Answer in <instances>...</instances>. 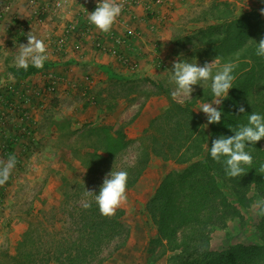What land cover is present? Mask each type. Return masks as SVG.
<instances>
[{
  "label": "trees",
  "instance_id": "obj_1",
  "mask_svg": "<svg viewBox=\"0 0 264 264\" xmlns=\"http://www.w3.org/2000/svg\"><path fill=\"white\" fill-rule=\"evenodd\" d=\"M263 23L262 16L256 15L254 28ZM255 50L251 52V56L254 53L255 64L248 72L250 62L244 57L238 58L240 64L235 66L233 73L235 81L242 73H246L248 82L264 78V57L257 56ZM41 69L30 65L27 70L10 67L9 71L15 78L25 79ZM201 101L210 102L208 98ZM241 101L231 97L223 101L219 108L223 113L221 122L215 124L207 149L201 145L198 149L193 146L201 125L200 118L192 109L196 102H187V106L173 104L153 120L143 136L148 140L143 156L136 159L133 165L124 164L120 168L114 162L130 146L123 128L114 131V127L103 125L75 130L73 134L90 140L78 148L81 158L88 160L81 161L82 178L73 181L63 179L62 198L57 206L54 204L51 208L52 215L49 217L44 213V221L29 224L20 235L15 254L5 253L0 264H105L126 245L129 230L123 222V212L111 217L102 215L94 197L86 198L91 207L84 208L83 194L87 189L99 194L106 174L113 170L114 165L116 170L127 171V189L132 187L145 170L151 155L178 164H190L197 158H201V162L190 170L168 174L149 201L147 213L157 226V235L148 242L149 262L172 254L169 259H180L181 264H244L262 247L239 244L221 252L211 251L206 238L209 227L221 225L225 218L235 216L240 208H251L252 189L264 198V173L258 171L264 164V138L255 145H248L246 150L252 155L253 163L251 166L244 165L246 174L241 177L227 176L224 165L213 160L209 151L214 139L221 135H234L231 129L246 124L247 116L254 111L264 115V96L250 105ZM240 105L244 106V113L238 111ZM204 134L207 136L206 132ZM97 158L99 162H89ZM227 183L236 206L221 190V185ZM177 251L180 254H176Z\"/></svg>",
  "mask_w": 264,
  "mask_h": 264
},
{
  "label": "rangeland",
  "instance_id": "obj_2",
  "mask_svg": "<svg viewBox=\"0 0 264 264\" xmlns=\"http://www.w3.org/2000/svg\"><path fill=\"white\" fill-rule=\"evenodd\" d=\"M199 1L200 3L194 4L193 9L188 14L187 22H190L188 28L186 22L184 25L178 24L175 29L176 41L173 49L176 55L179 56L178 59H186L193 63L198 61L199 65L203 66L205 62H212L218 58L217 68H219L226 62L233 63L234 59L237 61L233 64L238 66L240 64L238 58L244 57L250 62L248 63L247 72L250 71L252 65L255 64L253 60L254 53L251 56V52L256 48L260 39L264 37V23L254 28L256 15H261L264 20V15L260 11L264 9V0ZM40 8L37 10L38 13H41L39 12ZM173 62L169 63L168 67L164 69L165 71L163 70L164 73L159 79L155 81L147 78L131 80V85H127V88L118 91L120 96L126 99L124 103H128V105L117 118L114 131L120 128L125 129L127 124L136 117L147 98L162 94L167 98L168 109L173 104L187 106V102H196L192 109L200 118L201 125L195 134L196 139L193 146L198 149L201 145L207 149L215 124H208L206 115L202 111H197V109L204 103L201 101L203 98H208L210 102L214 99L211 92V81L207 83L202 81L203 86H193L194 91L191 98L173 99L171 92L175 85L170 83ZM244 79L245 81H243ZM248 80L246 79V73L238 75L237 81L233 83V88L229 90L226 99L231 97L235 100H243L241 102L250 105L256 99L263 97L264 78L254 82H248ZM6 87L9 86L0 85V94ZM54 123H56L57 135L49 141L53 147L46 151L43 149V134L50 135L54 130ZM71 125V120L65 116H62L60 121L53 120L52 112L43 117L39 129L33 128L28 119L11 118L9 120L7 141L10 140L11 142L10 154L16 156L17 164L9 181L0 186V239L2 242L0 245V259L5 253L13 255L16 252V244L19 240L16 244H13V240L11 241L8 238L12 230L16 232L20 230L23 233L29 224H37L40 220L44 221V213H47L49 217L52 215L51 208L54 204L57 206L62 198L61 185L64 178L69 181L82 178L83 166L81 161L88 162V160L85 157L81 158L82 155L78 148L83 142L90 140L81 137L80 134H73V132L84 127H92L93 124L85 123L75 128H72ZM103 125H108V123L97 124L96 126ZM24 128L25 130H23ZM37 130L38 134H36ZM205 132L207 136H205ZM129 141V148L114 162L118 168L124 164L133 165L136 159L143 156V148L148 145V140L142 137L130 139ZM262 149L264 151V142L262 143ZM59 150L64 152L63 159L58 154ZM69 156H75L76 158L71 159ZM7 157L2 156L0 159H7ZM160 158L166 161L162 157ZM98 160V158L97 160L90 159L89 162L93 163L95 161L97 163ZM57 162H60L59 166H57ZM200 162L201 158L194 159L190 164H178L170 161L171 171L184 172L198 167ZM161 164V174L165 175L170 167L169 165L164 166L162 161ZM157 165L158 163L153 164L154 167ZM50 177L57 179L58 185L56 187L47 184ZM221 190L229 198V201L236 206L237 203L230 192L229 183L221 185ZM250 196L253 197L252 204L262 198L254 189L251 190ZM149 199L137 200L132 192H127V201L117 209L116 213L123 212V221L129 230V238L121 252L105 264L182 263L180 259L171 261L169 258L172 254L159 256L156 262H149L148 242L157 235V226L147 213ZM21 225L25 226L23 230H21ZM206 238L210 250L218 252L228 250L239 244L243 246L259 245L262 247L261 251L252 254L251 258L245 261L244 264H264V216L255 215L251 208L247 210L240 208L235 216L225 218L221 225L209 227ZM143 252L145 255H143ZM176 254H180V251H177ZM188 256L190 255H186V257Z\"/></svg>",
  "mask_w": 264,
  "mask_h": 264
},
{
  "label": "crops",
  "instance_id": "obj_3",
  "mask_svg": "<svg viewBox=\"0 0 264 264\" xmlns=\"http://www.w3.org/2000/svg\"><path fill=\"white\" fill-rule=\"evenodd\" d=\"M92 1L67 0L56 12L48 11L51 0L5 2L6 10L0 19V85L11 86L16 93L32 99L26 106L33 128L39 129L43 117L51 112L55 121L62 120V116L69 118L72 128L85 123L93 126L108 123L114 127L128 105L118 91L131 85V80L159 79L169 63L178 60L173 49L175 29L187 22L194 4L200 3L199 0H168L165 5H156L153 0H137L121 13L112 30L104 33L88 21L89 12L93 11ZM40 7L45 13L37 12ZM70 24L76 26L72 32L67 31ZM189 25L187 22V28ZM32 30L44 39L49 59L41 71L17 79L8 68L16 67L17 50L20 44L28 43L27 33ZM124 36L130 40L127 47H122L130 58L129 65H124L117 56L120 47L116 38ZM60 40H63V50L58 49ZM168 107L167 98L162 94L147 98L136 117L123 129L128 140L143 138L153 120ZM53 125L50 135L43 134L46 151L53 147L49 141L57 135L56 123ZM58 154L63 159L64 152L59 150ZM161 161L170 167L165 175L161 174ZM57 163L59 166L60 162ZM154 163L158 165L154 167ZM171 170L170 161L151 155L137 183L127 192H132L137 200L150 198V201ZM47 184L56 187L58 181L50 177ZM24 228L21 225V230ZM21 233L12 230L8 238L16 244Z\"/></svg>",
  "mask_w": 264,
  "mask_h": 264
},
{
  "label": "clouds",
  "instance_id": "obj_4",
  "mask_svg": "<svg viewBox=\"0 0 264 264\" xmlns=\"http://www.w3.org/2000/svg\"><path fill=\"white\" fill-rule=\"evenodd\" d=\"M125 3L126 0H98L95 10L89 12L88 21L98 30L108 33L120 17ZM260 11L264 15V9ZM27 40V44H20L14 57L16 67L24 70H27L30 65L42 68L49 59L44 39L32 30L27 33ZM255 51L257 56L264 57V37L257 43ZM217 65L218 58L212 62H205L203 66H200L198 61L193 63L186 59H178L173 62L171 69L170 83L175 85L171 92L173 99L191 98L193 86H203L202 81L205 83L211 81L214 99L201 104L197 109L206 115L208 124L221 122L223 113L219 106L228 97L229 90L233 88L236 79L233 74L235 70L233 63L226 62L219 68ZM238 111L244 113L246 110L243 105H240ZM231 130L234 135H221L214 139L209 151L213 160L224 165L226 175L236 178L246 174L244 165L251 166L253 163V157L246 149L249 148L250 143L255 145L264 138V115L254 111L247 116L246 124H240ZM16 164L17 158L14 154H9L7 159H0V186L9 181ZM258 171L264 173V164ZM127 181V171L116 170L114 165L113 170L106 174L99 194L88 189L85 191L83 207H91V202L86 198L94 197L102 215L114 216L117 209L127 201ZM251 210L255 215L264 216V198L256 200L251 205Z\"/></svg>",
  "mask_w": 264,
  "mask_h": 264
},
{
  "label": "built area",
  "instance_id": "obj_5",
  "mask_svg": "<svg viewBox=\"0 0 264 264\" xmlns=\"http://www.w3.org/2000/svg\"><path fill=\"white\" fill-rule=\"evenodd\" d=\"M67 0H51V6L48 11H58ZM137 0H126L123 11H126L129 6L135 3ZM6 0H0V19L3 16L4 11L6 10ZM93 11L97 7L98 0L92 1ZM156 5H165L168 3V0H153ZM39 9V8H38ZM47 9V8H46ZM122 11V12H123ZM41 13H45V10H41ZM118 17L117 20H119ZM121 24H124V21H121ZM76 29L74 24H70L67 27V31L72 32ZM130 43L129 38L120 37L116 38V44L120 47L119 52L117 53L118 59L124 65L130 64V58H128L127 53L122 49L123 46L127 47ZM63 40H60L58 49L63 50ZM1 49V44H0ZM30 101L28 96L20 95L18 92H15L13 87H6L2 94H0V158L2 156H8L11 153L10 149V140L8 138V124L11 118H17L20 120H26L29 118L30 112L26 106V102ZM25 130V128L23 129Z\"/></svg>",
  "mask_w": 264,
  "mask_h": 264
}]
</instances>
